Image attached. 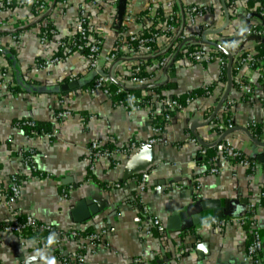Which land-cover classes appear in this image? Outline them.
<instances>
[{"label":"crops","instance_id":"obj_1","mask_svg":"<svg viewBox=\"0 0 264 264\" xmlns=\"http://www.w3.org/2000/svg\"><path fill=\"white\" fill-rule=\"evenodd\" d=\"M250 1L251 5L248 0H235L231 11L226 6L228 22L216 34L221 43L233 41L237 51L245 48L246 52L255 54L257 39L248 38L249 35L237 39L248 21L250 25L264 21L255 15L249 17L252 7L262 6L259 0ZM14 2L13 8L0 10V189L8 190L14 174L22 180L16 201L13 204L6 200L0 202V221H7L16 213L30 215L62 231L77 228L100 233V241L85 264H252L246 259L247 245L252 238L248 224L216 228L206 223V219L213 217L211 210H207L197 226L179 229L187 221L179 214H184L182 211L196 201L218 199L223 206L227 201L246 200L243 204H230V210L235 212H241L244 206L243 214H246L248 205L257 201L264 191V162L258 158L263 148L243 131H232L223 139L231 149L241 153L246 165L219 151L211 163H198L201 145L194 134L206 144L216 142L222 134L217 135L212 130L213 119L207 124L204 122L223 95L227 79L221 85L218 81L221 65L216 60L192 61L187 57L185 46L190 44L191 33L201 26L217 30L225 23L222 1L170 0L169 4L167 0H126L119 26L114 23L118 0L115 4L113 0H103L99 6L92 5L90 0H42L44 9L41 11L36 9L33 0ZM190 5L206 8L194 24L185 10ZM83 10L90 37L102 40L97 71L106 70L107 75L121 85L135 87L122 74L127 76L140 60L148 59L151 62L145 69L152 71L158 63L154 59L156 54L125 49L111 62H106L103 56L116 46L119 37L141 34L149 22L148 15L149 19L161 15L158 20L163 23L170 15H175L177 34L158 38L157 55L163 54L166 65L141 84L152 87L174 82V91H164L165 95L215 84L209 95L196 97L165 123L158 134L161 141L152 144L154 159L144 171L148 178L143 186L139 183L142 172L122 180L124 166L131 155L116 156L117 164L100 157L90 165L84 157L90 142L95 140L113 147L148 141L154 136L151 108L126 110L114 105L101 90H88L96 74L88 59L74 52L53 63L51 59L57 47L52 42H40L42 15L49 16L48 21L54 25L58 36L66 37L75 32ZM216 22L220 24L218 27L213 26ZM225 30L229 40L220 37ZM16 31L17 40L14 39ZM4 70L7 74L3 77ZM262 74L261 67L255 70L242 67L236 79L247 77L250 84L256 85L254 95L244 98L245 94L232 86L216 115L226 112L234 126L263 122ZM73 82L76 85L63 87ZM160 109L155 106L153 113H159ZM62 110L70 114L58 118ZM26 118L48 125L54 136H28L23 128L15 125V121ZM258 140H264V132ZM29 153L37 170L48 173L47 177L31 174L25 163V155ZM211 166L217 172L211 173ZM116 183L120 186H113ZM101 184H106L107 188ZM83 205L92 208V213L81 221L74 220L72 210ZM142 206L147 207L148 216L143 214ZM234 215L240 216L228 213L223 217ZM252 216L262 242L260 264H264V202L256 203ZM152 218L159 219L164 226L163 233L153 227ZM64 245L66 252L76 248L72 240ZM28 260L31 264H62L50 250L38 248L14 233L0 232V264H23Z\"/></svg>","mask_w":264,"mask_h":264},{"label":"built area","instance_id":"obj_2","mask_svg":"<svg viewBox=\"0 0 264 264\" xmlns=\"http://www.w3.org/2000/svg\"><path fill=\"white\" fill-rule=\"evenodd\" d=\"M168 3L170 4V0H167ZM103 0H90V3L94 6H99ZM117 0H113V4H115ZM14 0H0V10H9L12 8V5L14 4ZM21 3V2H20ZM19 3V4H20ZM33 4L35 5L36 9L41 11L44 9V4L40 0H33ZM186 12L188 14L189 20L192 24H194L198 18H200L203 13L205 12L206 8L201 5H190L187 7ZM251 13H254L255 16L258 18H264V5L263 6H254L250 10ZM147 19L149 20L148 23L144 26L145 28H149L151 26L153 20L150 18L149 15L147 16ZM170 22H160L159 20L157 21V25L155 27L159 29V32H155L152 35L148 36H143L140 34H132L129 35L127 38L124 37H119L118 43L116 46L106 55L103 56V59L106 62H111L118 58V53H122L125 49H128L129 47V42L132 43L133 41L136 42L137 50L142 51V53H145L147 55L150 54L152 51V44L158 40L159 37L166 36V35H171L176 33L177 34V28L175 25V15H170L169 16ZM257 23H254L256 25ZM258 24L262 25V21L260 22L258 20ZM215 28H210L208 25H203L200 28H198L196 31L191 33V35L188 37V41L190 43L196 44V46L192 47L191 50L187 51V57L191 59L192 61H195L197 63H204L206 61L210 60H216L220 65H225L227 63V59H224L223 57H220L218 52L220 50L215 47H213V52L208 49L207 44L203 43L202 39L205 38L206 40H210L213 42H216L217 44H221V40L218 37L216 33H213ZM89 31L88 27V20L86 16L85 10L80 12V16L78 19V23L75 27V32L78 33L81 38L83 39L82 43H75L74 41L72 42V47L67 46L68 43L62 41V37L58 36L56 29H51L44 31L40 38L41 43H54L57 48H61L63 51L71 54L74 52H83L84 49H88V53L85 56L90 64V67L94 69L95 73L98 74L96 77L93 85L88 88V90H101L104 94L108 95L109 91L106 85L108 83H111L110 81L112 80L108 75L106 76L105 74L100 73V71L96 69L97 67V62L98 59L101 56V43L102 40L100 38H92L90 35H88L86 32ZM264 34V30H253L249 28L248 31L246 32V35L250 36H261ZM50 36V38H49ZM210 36V37H208ZM14 39H18V35L14 34ZM183 39V38H182ZM186 39V37H185ZM185 41V40H184ZM211 46V45H210ZM56 48V49H57ZM232 53V52H231ZM247 56L241 59L242 67H246L248 69H259L261 67L263 69V74L260 76L261 78V83H262V88L264 89V59H259L255 60L253 59V55L251 52H246ZM240 52H237V56L240 55ZM61 60L59 56H53L51 59V62L55 63L57 61ZM166 60H162L161 64H164ZM7 74V71L4 70L1 72V76H5ZM129 75V82L132 83L133 85L141 86L144 81L145 77H139L136 75V72L133 70H129L128 73ZM249 79L247 77L243 78H238L236 79V83L238 84L239 90H241L247 97H251L254 95L256 91V85H252L248 81ZM206 87V86H203ZM121 87L118 88V91H121ZM142 96H145L146 94H149L147 90L141 87L140 91ZM152 94L151 97V103L155 106L162 107L164 110H173L175 108H179L182 110L183 108L175 101L166 97H158L154 93ZM190 102V100H187V104ZM119 106H122L126 110H134V109H142L139 99L137 98H132L131 104L129 106L120 104ZM144 108H149V106L144 107ZM70 114L68 110H62L57 114V117H66ZM166 117L169 118V115H166ZM24 124H27L29 126L33 125L32 121H27L24 122ZM250 124L247 125L246 127L250 131V126L254 125ZM234 127V125L229 122L228 125L225 127V129H230ZM154 131V136L150 138L147 143L154 144L156 142L161 141L158 134L160 132V129L157 127H153ZM32 135H36V132L34 130L31 131ZM42 135L47 136L48 138H52L54 136V131L50 133H45L43 132ZM146 142H130L127 144L125 147H113V148H108L106 143H104L101 140H95L90 142L88 148H87V153L84 157V160L89 163L90 165H93L98 158L100 157H106L109 158L113 164H117V160L115 159L116 156L118 155H125V156H130L132 153L141 145H143ZM217 150L221 153L226 152V154L230 158H237L241 157L238 162L242 165H246L247 161L244 159L241 155V153L237 150L231 149L230 146L226 143H218L217 144ZM205 150L204 148H200V154L204 155ZM213 159H210L207 161V163H211ZM26 165L29 166V169L32 170H37L35 164L32 161V156L26 157L25 160ZM203 164V163H202ZM211 173L217 172V169L214 166H211L210 170ZM48 176V175H47ZM46 176V177H47ZM37 177V176H36ZM148 178V174L146 172H142V175L139 179V183L141 186L144 185L145 181ZM21 180L19 178V175L14 174L10 177L9 180V186L7 191H3L0 189V202L6 200L8 203L13 204L16 199L18 198L21 190ZM113 186L119 187L120 184L116 183ZM259 202H264V191H262L258 197L257 201L251 202L248 207H247V213L240 215V216H229V217H211L206 219V223L215 226L216 228H224L229 224H239V225H245L248 224L251 227V235H252V241L248 245L246 249V259L249 260L252 264H260V259L254 258L255 254H257L258 251L261 250L262 247V242L259 237L258 231L255 229V220H253L252 216V210L254 207H256V203ZM142 211L144 215H149L148 209L146 206H142ZM18 215L16 213H13L12 216L9 217V220L4 221L3 223L0 222V232H6V233H14V234H21L22 230L28 226H33V228H38L40 230H46L50 231L51 235V241L48 243H45L43 239H37L36 241H32L36 246L39 244H42V246H45V249L52 248L54 250H57L59 255H60V261L62 264H85L86 263V258L89 254H92L95 250L96 245L100 241L101 234L96 233L93 231L86 232L83 229H77V228H70L66 231L58 230L57 228H54L52 224L48 223H41L36 226V221L37 219L33 218L30 215H27L25 217L24 221H20L17 217ZM138 220H140L138 218ZM153 227L156 229L158 233H163L164 232V226L160 223L159 219L157 218H152L151 219ZM19 238H22L19 236ZM24 240H28L25 238H22ZM72 240L76 243V248L73 252H66L65 251V242ZM31 241V240H30ZM183 250H180V253H182Z\"/></svg>","mask_w":264,"mask_h":264},{"label":"trees","instance_id":"obj_3","mask_svg":"<svg viewBox=\"0 0 264 264\" xmlns=\"http://www.w3.org/2000/svg\"><path fill=\"white\" fill-rule=\"evenodd\" d=\"M40 1H42V0H40ZM234 1L235 0H225L226 6L229 9V11H231L232 7H234ZM259 2L262 4V6L264 5V0H259ZM248 3L250 5L252 4V2L250 0H248ZM14 6H15V3L12 5V8ZM157 11L161 12V9H157ZM159 16H161V15H159ZM159 16H154L152 18L153 22H152L151 26H149V28H143V31L140 34V35H142V37L152 35L155 32H159V29H157L155 27V25H157V21L159 19ZM48 20H49V16L42 15V19L40 21L41 23H40V28H39V30H40L39 36H41L44 31L51 30V29L55 30L54 25L51 23V21H48ZM166 22H168V23L170 22L169 17L166 18ZM219 25L216 22V24L213 26L218 27ZM250 29H251V31H253V30L263 31L264 27L261 26L260 24L254 25L253 23H251ZM17 31H16V35H18V32H19V31L18 32ZM225 32H226V30L221 33L220 37L225 38V40H229V39H226V37H228V35L225 34ZM86 33L88 35H90L89 31ZM166 37L169 38L170 36L167 35ZM49 38H50V36H49ZM260 38L264 40V34H262L260 36ZM62 41L66 42V43L70 42V43H68L67 46L68 47L71 46V48L73 49L72 42L74 41L75 43H82L83 39L81 38V36L78 33L74 32L69 36L62 37ZM117 43H118V40H117ZM136 45L137 44L135 41H133L132 43L129 42L128 50L136 53L138 51ZM194 46H196V44H194V43L189 44L188 43L185 47L188 51V50H191L192 47H194ZM222 46L224 48H226L227 50H229L230 52H232V55H233V61H232V67H231L232 86L238 88V84L236 83L235 79H236L237 73L242 68L241 59L247 56L246 50H245V48H241V49H239V51H237L236 50L237 47L235 46V42H233V41L223 42ZM207 47H208V49H211L213 52L212 46L209 45ZM157 50H158L157 44L154 42L152 44V53H154V55L156 54V56H154V59H156V62H158V63H157V67H155L152 71H148L145 69V67L150 64L151 59H148L146 61L140 60L135 66H133V68L131 70L135 71L137 76L147 78V77H152V75L154 74V72L157 69H163L164 66L166 65V62L160 66L159 63L162 61L164 56H163V54L157 55V52H158ZM159 50H161V49H159ZM254 50L256 51V53L253 55L254 61L259 60V59H264V43L261 40L257 39L255 41ZM237 52H240L241 54L237 56L236 55ZM79 53L86 56L88 53V49H84L83 52L81 51ZM66 55H69V53L63 51L61 48H57L56 51L54 52V56H59L61 59ZM117 55H118V57L121 56L120 53H118ZM217 55H219L220 57H223L224 59H227L226 54L223 53L222 51L218 52ZM152 60H153V58H152ZM226 65H227V63H225V65H221V68H222L221 73H220L221 75L219 76V79H218V81L221 83V85L224 84L226 82V79H227V77H226ZM170 69H172L171 66H170ZM100 73L105 74L107 76L106 70H102V71H100ZM122 75H123L124 79H126V80L129 79L128 74H127V76L124 74H122ZM97 76H98V74H95L93 76V79L90 82L89 87H91L93 85ZM110 82L111 83H108V85H106V87L108 88V91H109L108 97L112 100V103L114 105L123 104V105L129 106L131 104L132 98L133 99L134 98L139 99V103H140L141 107L144 108L146 106L147 107L149 106L151 108L150 118H151V122H152V127H157L160 129V131L163 129V126L165 125V123L169 122L180 109L175 108L173 110H168V109L164 110L162 107H160L161 109H160L159 113H153V110L155 109V105H153L151 103L152 94H150V93H154L158 97H161V98L166 97V98L175 100L182 108H185L188 105L187 104L188 99L190 101H192L193 99H195L198 96H207L212 92V90L214 89V86H215V84H210L206 87H197L195 89H192L190 91H187V92H184L181 94H173L172 93V94L165 95L163 93L164 91H172V92L174 91V89L176 88V84L174 82L169 81L166 84L152 86V87L148 86V84H142L141 86L134 85L135 87H130V86L125 87L113 79ZM119 87H121V89H122L121 91H118ZM141 87L144 88L145 90H147V92L149 94L142 96L140 93ZM220 87H221L220 90H222V86H220ZM243 97L245 98L247 96L244 95ZM262 104L264 106V100L262 101ZM226 114H227L226 112H225V114H223L221 111L218 115H216L213 118V120L211 122L212 130L217 135L223 133L225 130V127L230 122L229 114L228 115H226ZM166 115H169V118L166 117ZM27 121H32L33 125L29 126L27 124H24V122H27ZM15 125L23 128L26 131L28 136H41L43 132H45V133L51 132V128L48 125H44L38 121H35L33 119H29V118L17 120V121H15ZM249 128H250L252 134L256 138H258V139L262 138V136H263V122L262 121L255 123L254 125H251ZM32 130H34L36 132V135L31 134ZM220 143L226 144V140L223 139L222 142H220ZM217 144L211 143L210 145H207V146H200V148H204L205 153H204V155H201V157L198 159L199 164L207 163L208 160L213 159L218 155ZM105 146H107L108 148H113V146L109 145V144H106ZM224 154L227 158H229L231 160L238 161L241 158V157L230 158L226 154V152H224ZM25 156H27V157L31 156V153L26 154ZM31 174L34 176L41 177V178H44L48 175V173L46 174L45 172H42L39 170H32ZM88 177L90 178L92 176H88ZM19 178L22 179L20 176H19ZM101 185H102V187L107 188L106 184L105 185L101 184ZM26 216L27 215H20L19 214L17 217L20 221H24ZM0 222L3 223V221H0ZM36 222H37L36 226L41 224V223H43V224L45 223V222H41L39 220H37ZM53 227L56 228L55 226H53ZM84 231L89 232V229L84 230ZM16 235L18 237L20 236L22 238H25V239H28L31 241H36L37 239L41 238L45 241V243H47V242L49 243L51 241V235L52 234L50 233V231L40 230L38 228H33V226H28L22 230L21 234L18 233ZM251 241H252V238L249 240L248 245L251 243ZM248 245H247V247H248ZM38 248H45V246H42V244H39ZM49 250L52 252V254L54 255V257L56 259H58V260L61 259L57 250H54L52 248H49ZM253 257L260 259L261 258V252L258 251L257 254H255V256H253ZM67 264H69V263H67Z\"/></svg>","mask_w":264,"mask_h":264},{"label":"water","instance_id":"obj_4","mask_svg":"<svg viewBox=\"0 0 264 264\" xmlns=\"http://www.w3.org/2000/svg\"><path fill=\"white\" fill-rule=\"evenodd\" d=\"M221 1L223 3L226 21L219 29L214 30L213 33L220 32L228 22V11H227V8L224 4V1L223 0H221ZM125 5H126V0H118V5L116 8L117 10H116V14H115V22H114L116 26H119L121 23V20H122L124 11H125ZM252 15H255V14L252 13V14H250L249 17H251ZM262 25L264 26L263 20H262ZM249 28H250V22L248 21L245 31L240 36H238L237 39L245 36L246 32L248 31ZM249 37L259 39L264 43V40L261 39L259 36H248V38ZM230 39H234V38H230ZM202 41H203V43H205L207 45L217 47L220 51L225 53L227 56V67H226L227 84H226V88H225V91H224L223 95L221 96L220 100L217 102V105H216L215 109L213 110L212 114L204 122V124H207L215 117V115L217 114V112L221 108L224 100L226 99V97H227V95H228V93L232 87L231 67H232L233 55L229 50L224 48L221 44H217L216 42L206 40L205 38H203ZM1 50L3 51V49H1ZM72 84L76 85V83L73 82V83H69V84H64L63 87H66L67 85L72 86ZM27 88L32 89L31 86H27ZM191 129L194 133V127H192ZM236 130L243 131L244 133H246V135L249 137L250 140H252L254 143H256L257 145H259L263 148V152L258 158H259V160L264 162V140L260 141V140L256 139L250 133V131L247 127L234 126L230 129H227L226 131H224L219 136V138L213 144L219 143L228 133H230L232 131H236ZM263 132H264V121H263ZM194 137L197 139V141L199 142V144L201 146L210 145V144L204 143L196 134H194ZM153 159H154V151H153V145L152 144L146 142L143 145L139 146L132 153V155L129 157L127 163L125 164L124 169H123V173H122V180H126L129 177H132V176H134L140 172L147 170L152 165ZM231 203L232 204H238V203L243 204V203H246V200L227 201V202H225V205H223V206L221 205V202L218 199H207V200L196 201L194 204L188 205L182 211L184 214H179V216L181 218L185 217V219H187L186 222H183L181 224L179 229L180 230H186V229H190L192 227L197 226L201 221H203L204 213L207 210H211V215L213 217H223L224 215H226L228 213L242 215L244 212V206H242L243 210L241 212H235L233 209L230 210V204ZM91 211H92V208H90V207L85 208V206L83 205L82 207L78 208V206H77L74 210H72V213L74 215V220L81 221V220L89 217L90 213H92ZM228 211H230V212H228ZM31 263L32 262L30 260H28V261L24 262L23 264H31Z\"/></svg>","mask_w":264,"mask_h":264}]
</instances>
